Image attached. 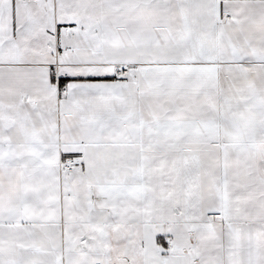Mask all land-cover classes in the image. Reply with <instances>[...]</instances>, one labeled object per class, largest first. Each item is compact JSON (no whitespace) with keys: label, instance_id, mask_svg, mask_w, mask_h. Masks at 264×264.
<instances>
[{"label":"snow or ice","instance_id":"obj_1","mask_svg":"<svg viewBox=\"0 0 264 264\" xmlns=\"http://www.w3.org/2000/svg\"><path fill=\"white\" fill-rule=\"evenodd\" d=\"M0 264H264V0H0Z\"/></svg>","mask_w":264,"mask_h":264}]
</instances>
